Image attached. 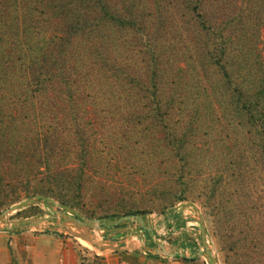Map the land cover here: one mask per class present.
<instances>
[{
	"label": "trees",
	"instance_id": "1",
	"mask_svg": "<svg viewBox=\"0 0 264 264\" xmlns=\"http://www.w3.org/2000/svg\"><path fill=\"white\" fill-rule=\"evenodd\" d=\"M236 129L264 154V0H0V213L137 216L134 176Z\"/></svg>",
	"mask_w": 264,
	"mask_h": 264
},
{
	"label": "rangeland",
	"instance_id": "2",
	"mask_svg": "<svg viewBox=\"0 0 264 264\" xmlns=\"http://www.w3.org/2000/svg\"><path fill=\"white\" fill-rule=\"evenodd\" d=\"M230 132L232 139L228 141H220L213 134L205 141L196 142L188 177L176 175L164 181L162 176L144 174L145 171L134 176L138 182L127 189L133 192L128 208L138 215L128 217H141L146 223V232L140 228L138 220L94 227L64 223L61 214L67 212L44 202L10 213L4 223L19 224L17 231L30 232L32 238L52 234L76 259L85 261L104 259L113 253L109 249L115 250V243H118L116 248L125 247L130 242L136 244V238L144 239L148 245L155 242L166 246L175 233L174 227L179 226L182 230L175 236H186L205 264L203 241L216 264H264V154L256 153L251 133L239 129ZM248 135L252 142L245 140ZM153 178L161 182L160 186L147 189L144 183ZM171 192H184L187 199L174 201L169 196ZM76 211L86 219L99 220V213L87 216ZM125 211L118 209L117 217L109 220L117 221ZM28 220L41 223L38 227L23 226ZM154 222L165 227V235L159 241L148 239V234L152 238ZM26 264H30L29 261Z\"/></svg>",
	"mask_w": 264,
	"mask_h": 264
},
{
	"label": "crops",
	"instance_id": "3",
	"mask_svg": "<svg viewBox=\"0 0 264 264\" xmlns=\"http://www.w3.org/2000/svg\"><path fill=\"white\" fill-rule=\"evenodd\" d=\"M144 224L140 221L138 223L145 231L142 227ZM174 228L175 233L170 236L166 245L174 252L172 256H159L148 252L144 248L153 246L155 242L148 245L145 244L144 239L136 238V244L130 242V250L125 247L116 248L118 243H115L113 245L115 250H110L113 253L106 255L104 259L92 258L86 261L76 259L75 254L52 234L32 238L30 232L2 231L0 232V264H26L28 261L30 264H205L199 256L198 249L187 240L186 236H175L182 228L179 226ZM148 239L152 240L149 234ZM183 258L192 260L185 261Z\"/></svg>",
	"mask_w": 264,
	"mask_h": 264
},
{
	"label": "water",
	"instance_id": "4",
	"mask_svg": "<svg viewBox=\"0 0 264 264\" xmlns=\"http://www.w3.org/2000/svg\"><path fill=\"white\" fill-rule=\"evenodd\" d=\"M37 202H46L47 204L53 205L57 208H60L64 211H66L67 214H61L62 217L64 218V223L73 222L78 227H84V226L94 227L96 224L113 226V225L118 224V223L133 221V220H138L140 222H143L141 217H121L117 221L109 220V219L108 220H89V219L84 218L82 215H80L75 209L71 208L70 206L55 204L53 202V200L48 198V197L33 196L31 198L24 199V200H22L16 204L10 206L8 209H6L5 211L0 213V232L17 230V227L19 226V224L15 223V222L5 224L4 221L8 218L10 213L18 211L22 208L31 206ZM40 223H41L40 221L34 222V221L28 220V221H24L22 223V225L23 226L29 225L31 227H38ZM200 224L202 226L201 221H200ZM143 228H145L144 225H143ZM201 231L203 234L204 233L203 228L201 229ZM203 247H204L203 256H204L207 264H216V261L212 257V254L209 251L208 247L205 245L204 241H203ZM125 248L127 250H130L131 249L130 244H126ZM109 250H111V249H109ZM144 250H146L148 252H152L153 254L159 255V256H172L174 254V252L171 249H169L166 246L159 244V243H155L151 247H146V248H144Z\"/></svg>",
	"mask_w": 264,
	"mask_h": 264
},
{
	"label": "built area",
	"instance_id": "5",
	"mask_svg": "<svg viewBox=\"0 0 264 264\" xmlns=\"http://www.w3.org/2000/svg\"><path fill=\"white\" fill-rule=\"evenodd\" d=\"M155 224L152 225L153 228V235H152V239L153 241H159L160 237H163V231L165 229V227H159L156 225V222H154ZM188 225V223H187Z\"/></svg>",
	"mask_w": 264,
	"mask_h": 264
},
{
	"label": "bare ground",
	"instance_id": "6",
	"mask_svg": "<svg viewBox=\"0 0 264 264\" xmlns=\"http://www.w3.org/2000/svg\"><path fill=\"white\" fill-rule=\"evenodd\" d=\"M146 224V223H145ZM98 228V227H97ZM86 242V241H85Z\"/></svg>",
	"mask_w": 264,
	"mask_h": 264
}]
</instances>
